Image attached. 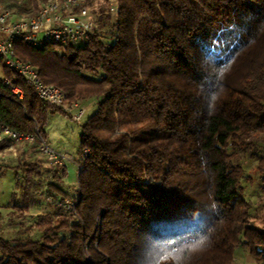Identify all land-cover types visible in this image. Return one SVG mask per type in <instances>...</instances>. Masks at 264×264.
<instances>
[{
    "label": "trees",
    "instance_id": "trees-1",
    "mask_svg": "<svg viewBox=\"0 0 264 264\" xmlns=\"http://www.w3.org/2000/svg\"><path fill=\"white\" fill-rule=\"evenodd\" d=\"M113 1L116 15L102 9L93 34L61 54L15 44L45 85L69 103L95 99L96 111L73 190L55 182L64 166L19 164L28 199L35 179L47 183L50 211L37 216L40 240L0 236V264H234L239 247L264 264V228L249 224L240 186L264 135V0ZM5 78L24 99L0 81L4 126L43 135L50 115L69 116L15 72Z\"/></svg>",
    "mask_w": 264,
    "mask_h": 264
},
{
    "label": "rangeland",
    "instance_id": "rangeland-1",
    "mask_svg": "<svg viewBox=\"0 0 264 264\" xmlns=\"http://www.w3.org/2000/svg\"><path fill=\"white\" fill-rule=\"evenodd\" d=\"M48 1L0 0V9L11 10L18 17H28L27 15L37 13ZM85 6L93 25L101 15L99 12L102 9L110 7L112 17L117 13V4L113 0H91ZM55 52L61 54L62 50L55 49ZM7 71L9 70L0 62V81L5 78ZM80 105L86 111L85 117L80 122L74 121L70 116L54 113L49 116L42 130L45 145L57 154L68 155L70 159V161H64L65 176L58 175V180H55L56 184L63 189L73 190L76 187L78 169L71 161L78 159L81 127L96 111L95 99H88ZM37 143H28L30 145H27L28 147L27 143L13 144L8 147V142L0 140V236L7 240L26 238L40 240L42 237V233L36 227V221L37 216L50 211L46 203L47 183L35 179L29 185L32 198L28 199L25 192L24 168L19 167V164L22 162L24 164L28 160V162L39 163L43 171L54 168L55 164L40 151V144ZM33 145L36 149L32 151L30 149ZM253 145V157L245 158L242 162L243 176L240 186L243 189L242 197L250 203L249 224L264 228V135H260ZM26 205L25 209L14 208ZM234 262L235 264H260L249 258L248 250L243 247L236 249Z\"/></svg>",
    "mask_w": 264,
    "mask_h": 264
},
{
    "label": "built area",
    "instance_id": "built-area-1",
    "mask_svg": "<svg viewBox=\"0 0 264 264\" xmlns=\"http://www.w3.org/2000/svg\"><path fill=\"white\" fill-rule=\"evenodd\" d=\"M93 32L94 25L82 0H49L32 17H18L11 10L0 9V62L7 70L23 78L33 88L39 100L61 109L74 121L80 122L86 115L85 109L79 103H69L67 95L59 88L45 85L38 71L17 57L15 44L21 42L34 48L54 46L57 50L79 44ZM1 84L8 89L7 98L21 104L24 99L23 91L7 78L1 80ZM2 96L0 94V99ZM0 140L7 141L8 147L37 140L40 151L53 164L65 166L64 161H70L67 155L57 154L45 145L38 128L33 135L23 134L11 130L0 121ZM89 155L88 150L83 152V157ZM71 162L79 173L81 166L76 161ZM74 208L73 203L66 207L71 211Z\"/></svg>",
    "mask_w": 264,
    "mask_h": 264
},
{
    "label": "snow or ice",
    "instance_id": "snow-or-ice-1",
    "mask_svg": "<svg viewBox=\"0 0 264 264\" xmlns=\"http://www.w3.org/2000/svg\"><path fill=\"white\" fill-rule=\"evenodd\" d=\"M206 55V58L208 59V60H212L213 59V54L212 53H206L205 54ZM213 99H215V97H213Z\"/></svg>",
    "mask_w": 264,
    "mask_h": 264
},
{
    "label": "crops",
    "instance_id": "crops-1",
    "mask_svg": "<svg viewBox=\"0 0 264 264\" xmlns=\"http://www.w3.org/2000/svg\"><path fill=\"white\" fill-rule=\"evenodd\" d=\"M27 145H29V144H26V146H27ZM29 146H30V145H29ZM27 147H28V146H27ZM14 156H15V154H14ZM67 156H68V155H67ZM30 163H34V162H30ZM249 258H251V257L249 256Z\"/></svg>",
    "mask_w": 264,
    "mask_h": 264
}]
</instances>
